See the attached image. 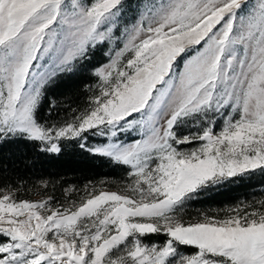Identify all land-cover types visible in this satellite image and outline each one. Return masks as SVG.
Segmentation results:
<instances>
[{
	"label": "snow or ice",
	"instance_id": "snow-or-ice-1",
	"mask_svg": "<svg viewBox=\"0 0 264 264\" xmlns=\"http://www.w3.org/2000/svg\"><path fill=\"white\" fill-rule=\"evenodd\" d=\"M86 65V105L53 122L50 89ZM15 141L74 142L127 180L64 200L0 184V264H264V199L184 218L264 177V0H0V144Z\"/></svg>",
	"mask_w": 264,
	"mask_h": 264
},
{
	"label": "trees",
	"instance_id": "trees-1",
	"mask_svg": "<svg viewBox=\"0 0 264 264\" xmlns=\"http://www.w3.org/2000/svg\"><path fill=\"white\" fill-rule=\"evenodd\" d=\"M105 61L107 57L97 53L91 64L99 65ZM90 68L91 65H86L85 69L75 75L61 77L50 89V97L59 105L52 111L53 122H63L70 118L71 113L66 111L68 106L81 109L86 105L92 94L89 86L96 84ZM48 118L45 113V119ZM126 180L123 167L88 154L76 147L74 142H66L59 154L39 151L31 143L23 141L0 144V184L19 185L21 196L25 199L51 195L64 200L66 189L75 188L73 195L78 196L92 185L118 191ZM45 182L48 188L42 187ZM262 199L264 177L256 173L212 188L186 207L184 218L195 220L204 213L223 215L227 209L242 204H256Z\"/></svg>",
	"mask_w": 264,
	"mask_h": 264
},
{
	"label": "rangeland",
	"instance_id": "rangeland-1",
	"mask_svg": "<svg viewBox=\"0 0 264 264\" xmlns=\"http://www.w3.org/2000/svg\"><path fill=\"white\" fill-rule=\"evenodd\" d=\"M108 62V59L107 61L103 62V63H107ZM106 190H110V189H106ZM110 191H115V190H110ZM41 198H36V199H29V200H40Z\"/></svg>",
	"mask_w": 264,
	"mask_h": 264
}]
</instances>
